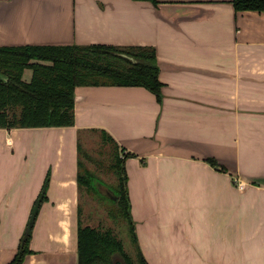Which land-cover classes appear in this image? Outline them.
<instances>
[{
    "label": "crops",
    "instance_id": "0c3cea01",
    "mask_svg": "<svg viewBox=\"0 0 264 264\" xmlns=\"http://www.w3.org/2000/svg\"><path fill=\"white\" fill-rule=\"evenodd\" d=\"M71 44L153 47L161 99L80 85L73 125L0 128V264L47 174L21 264H78L77 146L102 131L134 154L123 166L148 264H264V13L231 0H0V46Z\"/></svg>",
    "mask_w": 264,
    "mask_h": 264
},
{
    "label": "trees",
    "instance_id": "16d2710c",
    "mask_svg": "<svg viewBox=\"0 0 264 264\" xmlns=\"http://www.w3.org/2000/svg\"><path fill=\"white\" fill-rule=\"evenodd\" d=\"M157 4V0H147ZM235 11L264 13V0H231ZM159 63L151 46L90 45H17L0 46V128L70 126L74 123V89L80 85H135L142 86L161 99L162 82L159 80ZM30 69L28 81L22 79ZM102 138L114 145V161L121 184H126L123 162L133 156L120 151L113 138L102 131ZM77 161V184L91 187L93 177L89 169L80 172V154H89L80 147ZM123 151V148H121ZM209 163L216 166L213 158ZM87 175V180L85 178ZM48 174L35 199L31 215L20 236L17 251L5 264H21L32 251L29 243L35 219L42 201L46 198ZM111 199L124 205L132 225L133 239L137 244L126 186L120 191L109 189ZM117 198V199H116ZM136 262L125 252L122 242L111 230L77 223L78 264H148L138 245Z\"/></svg>",
    "mask_w": 264,
    "mask_h": 264
},
{
    "label": "rangeland",
    "instance_id": "374dc122",
    "mask_svg": "<svg viewBox=\"0 0 264 264\" xmlns=\"http://www.w3.org/2000/svg\"><path fill=\"white\" fill-rule=\"evenodd\" d=\"M30 69H25L22 79L28 81L30 78ZM87 136V135H86ZM83 137V136H82ZM80 147L89 154L85 158L80 154V163L82 167L80 172L85 174V169H89L93 177L90 178L92 186L82 183L80 192V210L82 225L97 227L100 230H111L115 236L122 242L125 252L136 262V242L133 239L131 221L127 209L124 205H117L116 202L108 196L107 189L113 188L120 191L124 182L121 184L117 165L114 161V145L110 141H105L102 134L89 135L81 138ZM86 180L87 175H85Z\"/></svg>",
    "mask_w": 264,
    "mask_h": 264
},
{
    "label": "water",
    "instance_id": "95a60500",
    "mask_svg": "<svg viewBox=\"0 0 264 264\" xmlns=\"http://www.w3.org/2000/svg\"><path fill=\"white\" fill-rule=\"evenodd\" d=\"M158 63H159V61H158ZM159 66H160V65H159ZM0 77L2 78L3 76L0 74ZM3 79L6 80V77H3ZM116 199H117V198H116ZM115 264H122V263H121L119 260H117Z\"/></svg>",
    "mask_w": 264,
    "mask_h": 264
},
{
    "label": "flooded vegetation",
    "instance_id": "af4514ba",
    "mask_svg": "<svg viewBox=\"0 0 264 264\" xmlns=\"http://www.w3.org/2000/svg\"><path fill=\"white\" fill-rule=\"evenodd\" d=\"M110 189V188H109ZM109 189H107L109 191ZM108 196H111V193L108 194Z\"/></svg>",
    "mask_w": 264,
    "mask_h": 264
}]
</instances>
